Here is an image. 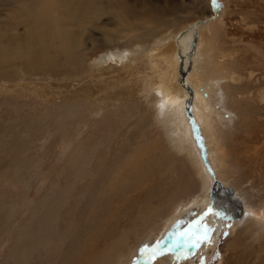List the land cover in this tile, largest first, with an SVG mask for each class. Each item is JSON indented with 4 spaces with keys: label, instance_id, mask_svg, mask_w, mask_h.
Instances as JSON below:
<instances>
[{
    "label": "rangeland",
    "instance_id": "obj_1",
    "mask_svg": "<svg viewBox=\"0 0 264 264\" xmlns=\"http://www.w3.org/2000/svg\"><path fill=\"white\" fill-rule=\"evenodd\" d=\"M98 1L100 0H86L88 4L98 3ZM189 1L191 0H124L130 8L128 10L137 14L140 11L162 10L165 5L168 6L170 12H172V6L175 5L177 7L176 14H184L182 6ZM219 1L223 2L224 0ZM65 2H72L74 5L64 7ZM137 2L141 9H135ZM204 2L203 10H206V0ZM228 2L230 5L225 7L227 14L224 20L222 19L221 24H218V33L214 41L222 52L231 55L230 58L223 56L224 59L232 63L230 66L225 65L231 74L223 79H229L228 85L240 95L237 96L238 101L242 107L245 106V110L244 112L241 111L240 116H237L236 113L231 115L235 117L233 118L235 123L233 140L235 142H228L231 154L230 163L232 164V175L229 178H231L233 186H229V184L228 186L222 184V188L216 186V195L219 196L221 204H210L209 208L213 209L214 214L208 215L205 208L202 209L198 206L192 216L179 218L184 212L186 215L187 209L195 205L199 193L197 192L198 186L193 180L192 170L186 166L180 157H173V153H166L165 144L162 145L160 142L157 143L158 148L151 155V161L142 158L136 165L139 173L133 174L128 183L137 184L139 188H131L132 191L126 194L128 197L126 200L116 201L124 191L119 178L117 185H119L120 191L116 188L114 190L108 188V182H110L116 168L113 165L114 162L129 158L132 151L141 144L154 143L155 140L152 135L159 139L156 126H152L154 121H151V115L147 113V105L144 103V99L140 95L137 97L140 90L137 84L140 83V79L136 77L144 71L142 63L124 64L122 67L114 63L112 67L99 65L98 69L94 68L91 64L98 57L106 55L104 47V51L97 47V49L89 51L92 56L90 55L91 60L87 61L86 72L84 71L83 75L77 73L75 76H70L69 70L66 69L68 67L59 69L65 63L63 57L58 55L57 59L52 57L48 59V61L55 59L57 62L53 63L52 66L58 63V68H52L46 74L32 71L33 77L37 74L41 79L48 77L44 82H34L32 79L27 83L24 80L22 83H15V79H11V81L8 78V71L18 62L16 61L6 65L3 72L0 69V75L4 74L1 75L3 78L0 77V264H66L67 262L78 264L80 260L76 254L78 247L75 240L77 235H82L81 240L85 241L88 239L86 233L90 230V226H97L100 229L97 234L98 239L96 238L94 242L100 247L102 245L103 248L109 243L112 244L116 234L118 235L121 230L124 229L125 231L134 225H141L140 219L146 213H149L148 220L151 218L152 225L156 224L160 230L158 229L159 231L152 241L139 248L136 253L145 246H147L146 251L133 254L132 260L122 264H264V237L258 238L256 243H251L250 239L243 238L240 233L234 235L233 229L235 222L243 218L246 207L243 196L238 194L235 186L240 191L247 193L254 206L264 200V0H229L225 3L228 4ZM34 3L37 4V7L32 12L26 13L25 17H38L37 22L41 25V29L46 23L47 27L51 29H56L61 33H69L72 48L75 49L79 46L80 12L85 3L77 0H0V29H2L3 23L7 22L9 14L21 11L25 4L32 7ZM208 3L212 17H219V6L215 5L218 7L216 13L215 8L212 10L210 0ZM24 8L26 7L24 6ZM198 8L199 12H196L197 7L194 8L196 13L193 17L199 18L192 20V22L190 20H187V23L182 22L186 26L181 29L177 27L178 33L175 35L179 39L178 41L190 42L188 54L186 53L189 69L193 67L191 60L198 40V30L208 23L205 19L207 17L200 19L203 7L199 6ZM173 17L175 16L173 15ZM91 20L92 18H88L92 26ZM99 26L103 27L106 32H109L111 28V25L107 24L104 18L100 20ZM84 28L94 34L99 33L91 27ZM7 29V31L0 30V34L4 31L3 33L11 35V29ZM174 30L176 29L168 31L174 33ZM18 32L23 36L21 31ZM43 33L46 35L45 32ZM0 40L6 42L7 39L0 36ZM95 41L99 45L100 41L104 40L97 38ZM192 43L193 53L189 57ZM218 43H222L224 46L220 47ZM20 59L22 62L24 57L22 56ZM16 65L19 66V64ZM22 67L25 68L26 66ZM122 68H124L123 71ZM129 68V72L132 74L127 72ZM20 69L22 68L20 67ZM183 75L185 80L186 72H183ZM5 76L7 78H4ZM219 77L223 76L219 75ZM223 79L221 78V81H225ZM179 80L181 83V79ZM182 87L187 90L186 87ZM127 95L134 102L121 99ZM139 100L142 104L138 102ZM113 101L122 103L116 105ZM127 107H129L131 116L135 113L134 108L136 107L138 110L136 115L119 131L112 130L113 133H116L115 139L108 142V146L104 149L97 148V143L106 139L110 127L113 128L115 125L121 127V123L116 124L112 119L115 114L120 118ZM249 113L250 116H247ZM251 113H256V115ZM191 116L187 117L192 120L193 117ZM253 118H256V121ZM236 123L238 124L237 127ZM242 123L243 125H241ZM194 124L196 125V123ZM243 128L245 129L243 130ZM200 135L201 133L198 136L204 149L203 156L199 147L198 149L202 159H204L207 152L202 135ZM102 136L105 138L103 139ZM86 141L90 143L85 144V146L79 143L84 144ZM63 143H66L65 146L61 145ZM76 145L81 151L86 149L89 153L94 149L92 154H96L95 159L106 161L108 165L103 168H96L97 164L96 166L90 164L89 169L93 170L91 172L92 174L95 172V175L85 174L86 177L82 181L76 179L75 171L72 172L73 166L70 165L72 158H69L70 152ZM113 154L119 156L115 161L116 157H113ZM234 155L238 156L237 159ZM205 162L208 166L207 160ZM236 162L240 167L237 166ZM63 171H66V174ZM5 177L7 180L4 182ZM91 177L93 178L91 179ZM260 177L262 178L260 179ZM71 183H74L75 187L67 206V201L63 200L61 193ZM91 185L94 186L91 187ZM52 186L53 188H51ZM112 197L116 199L112 200ZM96 198H100L99 205H96ZM170 198L171 200L173 198L174 201L171 202ZM109 199L111 200L108 202ZM168 200L169 203H172L170 204L173 206H171L172 210L167 208ZM226 201L229 202L228 206ZM55 202L58 203V206ZM113 202L116 205L109 206L108 203ZM162 203L165 204L163 207L168 209L166 214L162 213L161 208L163 207H159ZM51 211L55 212L57 216H48L50 220L53 218L55 222H49L46 216L41 228L44 227L43 229L49 232L54 224L58 225L55 233L51 234L53 251L52 249L41 251L43 250L40 247L41 243L35 242L38 239L44 240V237L49 239L50 235L46 231L40 232V228L35 231V228L42 215ZM99 211L100 213H98ZM215 213H219V215ZM162 215H169L167 218L169 222L167 221L166 225H171L170 228L162 225L164 217L166 218ZM205 215L209 219L203 218L206 222L203 221L202 225L200 216ZM138 218L139 220H137ZM198 221L200 222L199 225L197 224ZM219 221L222 222L221 226L218 225ZM207 222L211 223V226L208 227L210 229L208 231L209 241L193 247L188 238L181 235V233L189 230L200 235L203 231L202 226L206 225ZM88 241L90 240L88 239ZM158 241L160 244L157 249ZM59 243V252L62 251L68 258H64L62 255L60 257L54 255L59 253L56 251ZM29 244L36 248L32 249ZM154 251L160 253L156 255L155 260L151 258ZM162 257L164 260L167 258V260L163 261Z\"/></svg>",
    "mask_w": 264,
    "mask_h": 264
},
{
    "label": "bare ground",
    "instance_id": "obj_2",
    "mask_svg": "<svg viewBox=\"0 0 264 264\" xmlns=\"http://www.w3.org/2000/svg\"><path fill=\"white\" fill-rule=\"evenodd\" d=\"M77 1L85 4L82 5L80 12L81 27L78 36L79 46L76 47L75 49L72 48V44H71L72 40H71V36L68 35L69 33L66 32L61 33L56 29H51L47 27L46 23L43 25L41 29V25L37 22L38 17L27 18L24 16L26 13L32 12L37 7V4L34 3L32 7H29L28 5L25 4L24 6L26 8H24V6H23L24 9L22 8L24 11L21 9V11H15L12 12V14H9L7 22L3 23L2 29L0 30L7 31L8 30L7 28H10L11 31H13L14 33L10 31L11 35L10 34L7 35L8 33L5 34L3 33L4 32L3 31L2 34H0L2 38L7 39L6 42H2L0 40L1 71L3 72L6 65H10L18 61L13 65L11 70L8 69L9 70L8 78H10V80L15 79L16 80V81L14 80L15 83L17 82L22 83L23 80L25 83H27L29 80L32 79H33L32 81L34 82H44L48 77L41 79L39 78V74L33 77L32 71L38 72L40 74L41 73L46 74L47 72H49L50 69L56 68L58 64L57 63L54 66H52L53 63L57 61L55 59H52V61L50 60L48 61V59L50 57L57 59V56L59 55L63 57L65 63L64 65L60 66L59 69H64L65 67H68L66 69L67 71L69 70L70 76H75L77 75V73L83 75L84 71L86 72L85 66L87 65V61L91 60L90 57L91 52L89 51H92L93 49H97V47H100L101 51H104L105 48L106 55H103L102 57H98L95 63L93 64L90 63L94 68L99 67V65L100 66L107 65V67H112L114 66V63H116L117 65H121V67L124 64H135L137 62H140V64L142 63L141 65L144 67V71H142L140 74L137 72L139 75L136 78L139 77L138 79H140V83L137 85L138 88H140V90L138 92V95L137 94L136 95L137 97H139L140 95V97L144 99V103L147 105L146 106L147 113L151 115L152 118L151 121H154L152 126H156V131H157V135L159 136V139L155 138V136L152 135V137L155 140L154 143L141 144L140 146H138V148L132 151L131 156L129 158L126 159L124 158L122 161L114 162L113 165L116 166V168L112 174V178L110 179V182H108V186H109L108 188L109 190L110 189L114 190L116 188L118 191H120L118 187L119 185H117L118 184L117 180L119 178L121 185L123 184L122 188H124L123 189L124 191L122 190L123 194L121 195V197L115 199L116 201L126 200L128 198L126 194L129 191H132L131 188L138 187L137 184L131 185L128 183L130 177L133 174L139 173L138 169H136V165L142 158H144L147 161H151V155L158 148L157 143L160 142V144L162 145L165 144L166 153H173V157H178V158L180 157L183 160V162H185L186 166L192 170L193 180L198 186L197 192L199 193L196 197L195 205H193V207H191L190 209H187L186 215L184 212L179 218L183 219L190 215L192 216L193 212L197 210L198 206H200L199 208L202 209L205 208L206 210H208L211 204L209 193L213 183V178L220 181L221 184H227V186L229 184V186L231 185L233 186L230 180L231 178H229L232 175V164L230 163L231 154L229 152L228 142L229 143L235 142L233 140V136H234L233 132L235 131V123L233 121V118L235 117L231 115L232 113H236L238 116L241 113V111L244 112L245 110L244 108L245 106L242 107L238 101L237 96L239 94H237V92H234L233 88H231L228 85L227 81L229 79H223L226 78V76H228L229 74H231L230 73L231 71L227 70L225 68V65L226 66L232 65V63L224 59L223 56L230 58L231 55L222 52L221 48H219L214 41L218 33V24H221L222 19L224 20V17L227 14L225 7L230 5L229 2L228 4H226L225 2L229 0H224L223 2L218 0L219 17L217 18L212 17L208 0H206L207 3L206 10H203L205 7V2H204L205 0H191L187 4L184 3L182 6L183 7L182 10L184 14H176L177 7L175 5L172 6L171 9L172 12H170L168 6L165 5V7L162 8V10L159 9L157 11L152 10L147 12L140 11L139 14H137L136 12L133 11L130 12L128 10L129 7L124 2V0H100L98 1V3L92 2L90 4H88L86 0H77ZM72 5H74L72 2H65L63 6L71 7ZM199 6L203 7L201 10L203 12L201 13L202 16L200 17V19L207 17L205 19H207L208 23L202 28H199L198 30V40L195 47L194 56L192 57L191 60L193 67L192 69H189L190 67L186 59V53L189 50L190 42L184 40L178 41L179 39L175 35L178 33L177 27L181 29L184 26H186V24L182 22L187 23V20H190V22H192V20H196L199 18V17H193L194 13L199 12V8H198ZM195 7H197L196 12L194 10ZM135 9H141L138 6V2L135 5ZM173 15L175 17L172 18ZM88 18H92L91 20L92 26L90 25L89 23L90 20L88 21ZM102 18L106 20L107 24L111 25L109 32H106V30L103 27L99 26V22ZM32 20L34 21L32 22ZM84 27H91L94 31L97 30V32L99 33L94 34L93 32L87 31ZM170 29H176V30H174V33H171V31H168ZM18 31H21L23 36H21L20 32ZM42 31L45 32L46 35ZM97 38L103 39L104 41H100V44L98 45L97 41H95V39L97 40ZM12 39L15 40L13 41ZM218 44L220 47L224 46V44L222 43H218ZM22 56L24 57V59L21 62L20 58ZM182 61H183V70L186 72L187 75L185 82L186 85L190 87V92H191V99H192L191 117H193L192 120L189 119V117H187V114L184 109L185 102L189 98V93L186 89L182 87L183 85L180 83L179 80L180 79L179 76L181 74V72L179 71V66ZM16 64H19V66H17ZM22 66H26V67L23 68ZM20 67L22 69H20ZM88 69L90 68L88 67ZM123 69L124 68H122L121 70L123 71ZM129 70L130 68L128 69L127 72H129ZM129 73L132 74V72ZM1 75L4 74L2 73ZM1 75L0 77L3 78V76ZM219 75H222L223 77H219ZM4 78L7 77L5 76ZM221 78L225 81H221ZM121 99L134 102V100L131 97H129V95ZM109 100L111 101L112 99ZM138 102L142 104L140 100ZM113 103L119 105L118 103L120 102L113 101ZM129 107H127L123 112V114L120 115V118H118L117 114L114 115L112 120L116 124L121 123V127H118L117 125H115L113 128L110 127L109 128L110 132L107 133L106 139H104L105 137L102 136L104 140L99 141L97 143L96 145L97 148L104 149L106 146H108L109 145L108 142L115 139L116 133H113L112 130L115 129L119 131L129 121H131L133 116L136 115V112L138 111L136 110V107L134 108L135 113L132 114V116L129 113ZM254 115H256V113ZM237 116L236 118L239 119V117ZM247 116H250V113L249 115L247 114ZM254 120L256 121V118ZM193 122L196 123V125ZM243 123H245V121H243ZM243 123L241 125H243ZM193 124L195 126H198L200 130L199 133H201L202 135V140L207 152L206 157L205 155L204 157L208 162V167L210 168V170L207 169L204 160H202V157L200 155V151L198 149V145L192 130ZM237 125L238 124L236 123V127ZM244 129L245 128H243V130ZM70 141L73 140L70 139ZM79 143L82 146H85V144H89L90 142L86 141L84 144L81 142ZM65 144L66 143H63L61 145L65 146ZM93 151L94 149L91 151V153H89L88 150L86 149H83L81 151V149L78 148V146L76 145V147L70 152L69 158L70 157L72 158V162L70 163V165L73 166L72 172L75 171L74 173L76 179L82 181L86 177L85 174L87 175L92 174L91 171L93 170L89 169L90 164L95 166L97 164L96 168H103L105 165H108L106 161H99L98 159H95L96 154L93 155L92 154ZM113 157L116 158L114 159ZM113 157L112 158L114 159V161L119 158V156L116 154H113ZM240 157L242 158V156ZM237 163L238 162H236V164ZM10 172H14V171H10ZM63 173L66 174V171H63ZM92 175H95V172ZM92 178L93 177H91V179ZM261 178L262 177H260V179ZM5 180H7L6 177L4 179V182ZM135 181H137L136 178ZM93 186L94 185H91V187ZM67 187L65 188L66 190L63 193H61V197L63 198L64 201H67L66 205L68 206V201L71 199V195L73 193L72 191L75 186L74 183H71ZM51 188H53V186ZM235 189L239 192L238 194L243 196L242 198H244L246 207L243 214V218L235 222L233 226L234 235L235 234L238 235L240 233L243 238L247 237V239H250L249 241L251 243L253 242L256 243V241H258V238L260 239L264 237V200L261 201V203L257 204L256 206H254L246 192L240 191V189L236 186ZM177 197L179 196L177 195ZM100 198H102L101 195ZM100 198H96L97 201L96 205L97 204L99 205L98 201ZM115 199L113 198L112 200ZM110 200L111 199H109L108 202ZM172 201H174L173 198L171 202ZM169 202L170 201L168 200V203ZM55 204L58 206L57 202H55ZM108 204L109 206L116 205L114 204V202ZM170 204L172 203L167 204L168 205L167 208L168 209L170 208V210H172L171 209L172 205ZM163 206H165V204L162 203L161 206L159 207H163ZM167 208L166 207L161 208L163 214H166V212H168ZM175 208H177V206ZM98 213H100V211ZM169 213H171V211H169ZM148 214L149 213H146V215L145 214L142 215L140 219V221H142L141 225L140 224L139 226L134 225V227H131L129 230H125V231L124 229L121 230L118 235L116 234L114 242H112V244L108 242L110 245L107 243L108 246L103 248L102 245L100 247L94 242L97 238V234L100 228L97 226H92V227L90 226V230L86 233V235L88 234L87 238L90 241H88V239L85 241L81 240L82 235L80 234L76 236L75 240L77 242L76 245L78 247V250H76L77 251L76 254L80 260L79 263L78 262L77 263L78 264H122L123 262L126 263L132 260L133 254H135L136 251L142 246H144L146 243L152 241L153 238L156 237L157 232L160 230L159 227H156V224L152 225L150 221L151 218L150 220H148ZM48 215L55 217L56 213L51 211L43 214L37 227L36 228L33 227L35 228V231H37L40 228L39 230L40 232L42 233L44 231L48 232V230L43 229L44 227L41 228V226L45 222L44 220L46 216L48 217L49 222L50 221L55 222L53 218L50 220ZM169 215H162L163 217L166 216V218L164 217L163 219L164 221L160 219V221H163L162 225L167 224L166 222L168 221L167 218H169ZM200 218H202V225L204 221L203 218L209 219V217L207 218L206 215L203 217L200 216ZM137 220H139V218ZM178 221H182V220H178ZM57 226L58 225L54 224L52 226V229L49 228L50 229L48 232V234L50 235L49 239L48 237L47 238L44 237V240L38 239L35 242V243L37 242L41 243L40 247H42L43 249L41 251L44 250L46 251L47 249H52L53 251L51 234H53V232L55 233V229H57ZM170 226L168 228H170ZM206 226L210 227L211 223L207 222ZM42 236H46V235H42ZM58 246L59 247H57L56 251L59 252L60 243ZM29 247H31L32 249L36 248V247L34 248L31 245ZM25 251L23 252V254L25 253ZM137 253H141V252L139 251ZM54 255L56 257H60V255H62V257L64 258H68V256L62 251ZM21 257L23 256L21 255ZM164 257H162V260L163 261L167 260V258H165L164 260ZM140 261L141 260L139 259V262ZM66 264H69V262H67Z\"/></svg>",
    "mask_w": 264,
    "mask_h": 264
},
{
    "label": "water",
    "instance_id": "obj_3",
    "mask_svg": "<svg viewBox=\"0 0 264 264\" xmlns=\"http://www.w3.org/2000/svg\"><path fill=\"white\" fill-rule=\"evenodd\" d=\"M210 3H211V7H212V10L215 8L216 9V13H217V10H218V7H216L215 5H213V3H212V0H210ZM215 15V14H214ZM194 43V42H193ZM193 43H192V45H191V51H190V53H189V57H190V55H191V53H193ZM179 71L181 72V74H180V79H181V84L184 86V87H186L187 88V90H188V93H189V98L186 100V102H185V105H184V109H185V112H186V114H187V116H191V109H192V104H191V102H192V99H191V92H190V87L189 86H187L186 85V82H185V80H184V75H183V72L185 73V71H183V65H182V62H181V64H180V66H179ZM194 128L196 129V131L194 132ZM192 130H193V133H194V136H195V139H196V142H197V145H198V147H199V149H200V151H201V154H204V149H203V146H202V143H201V141L199 140V136H198V134H199V129H198V127L197 126H195L194 124H193V127H192ZM201 139V138H200ZM202 160H204V163H205V165H206V167H207V169L208 170H210V168L207 166V163L205 162L206 160H205V158L204 159H202ZM212 174V173H211ZM219 186V187H221L222 188V184L218 181V180H216V179H214L213 178V183H212V186H211V188H210V193H209V195H210V199H211V203H214L215 202V200H214V189L216 190V186Z\"/></svg>",
    "mask_w": 264,
    "mask_h": 264
},
{
    "label": "snow or ice",
    "instance_id": "obj_4",
    "mask_svg": "<svg viewBox=\"0 0 264 264\" xmlns=\"http://www.w3.org/2000/svg\"><path fill=\"white\" fill-rule=\"evenodd\" d=\"M213 5H218V0H212ZM194 123V122H193ZM196 131V129L194 128V132ZM207 214L211 215L214 214L213 213V209L209 208L207 210ZM216 215H219V213H215ZM197 224L199 225L200 222L198 221ZM203 227V231L200 235H197L196 233L192 232L191 230H189L188 232L185 233H181V235H184L188 238L189 243L191 246L193 247H197L199 246V244L204 243L205 241L208 240V231L210 230L206 225L202 226ZM159 244L160 242H157V249L159 248ZM178 246V245H177ZM147 250V246H145L144 248L140 249L141 252H144ZM160 253L154 251L153 255H152V259L155 260L156 255H158Z\"/></svg>",
    "mask_w": 264,
    "mask_h": 264
},
{
    "label": "flooded vegetation",
    "instance_id": "obj_5",
    "mask_svg": "<svg viewBox=\"0 0 264 264\" xmlns=\"http://www.w3.org/2000/svg\"><path fill=\"white\" fill-rule=\"evenodd\" d=\"M226 205H227V206L229 205V202H228V201H226Z\"/></svg>",
    "mask_w": 264,
    "mask_h": 264
},
{
    "label": "clouds",
    "instance_id": "obj_6",
    "mask_svg": "<svg viewBox=\"0 0 264 264\" xmlns=\"http://www.w3.org/2000/svg\"><path fill=\"white\" fill-rule=\"evenodd\" d=\"M93 63H95V62H93Z\"/></svg>",
    "mask_w": 264,
    "mask_h": 264
}]
</instances>
